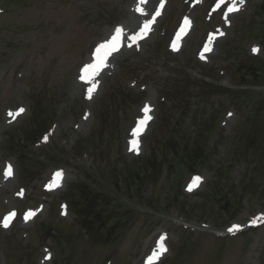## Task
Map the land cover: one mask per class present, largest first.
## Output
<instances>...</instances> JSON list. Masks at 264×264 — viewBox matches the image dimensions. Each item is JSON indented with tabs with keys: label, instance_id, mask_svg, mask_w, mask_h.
Returning a JSON list of instances; mask_svg holds the SVG:
<instances>
[{
	"label": "rangeland",
	"instance_id": "obj_1",
	"mask_svg": "<svg viewBox=\"0 0 264 264\" xmlns=\"http://www.w3.org/2000/svg\"><path fill=\"white\" fill-rule=\"evenodd\" d=\"M134 1L17 0L7 7L3 5L4 0H0V221L11 209H19L21 213L27 209L42 212L30 224L17 220L14 226L4 228L0 223V264H142L149 242L154 243L158 236L166 237L167 248L165 259L158 264H264V227L233 238L225 244L222 254L214 234L224 232L235 222L247 224L252 217L264 213V167L256 165L259 158L253 157V149L251 154L236 153L238 148L243 149L242 144L248 135H253L247 128L248 119H252L249 112L252 109L258 112L260 107H255L256 103L250 100L242 102L235 97L238 91L249 88L252 99H259L258 95L264 90L250 86L248 79H239L233 70L227 72L222 61V50L240 42L241 37L247 54L264 60V40L256 34L257 30L251 33L246 28H254L259 23L255 13L262 0L246 2L244 11L222 35L218 52L208 59H201V62L197 57L200 43L208 29L220 28L219 17L207 21L201 8L194 11V34L185 49L177 52L171 47L172 32L180 14L184 13L181 8L186 1L166 0V14L158 20L155 31L139 46L129 42L131 47H126L129 53L121 55L122 59L115 64L113 71L99 75L102 80L100 92L88 99L87 90L74 87L78 81L76 70L89 57L92 45L105 31L111 32L120 24L128 28L140 26L138 20L131 18L137 7ZM146 1L152 6L151 0ZM152 2L154 6L160 5V0ZM151 10L148 8V12ZM111 18L110 24H105ZM116 21L119 25L113 26L112 22ZM240 30L244 33L241 37ZM254 47L260 51L253 53ZM158 50H161L159 54ZM170 58L175 61L171 62ZM128 62L132 72L123 68ZM188 63L191 67L185 68ZM196 64L199 66L195 68ZM200 64L207 67L217 80L205 81L216 86L209 91H206L205 83L201 82L199 87L192 84L202 74ZM238 74L243 76L245 73L241 70ZM189 79L192 81L187 84ZM120 88L131 92L132 97L141 95L143 99L139 104L124 108L123 114L115 115L117 107L112 103L111 94ZM31 98L41 100L44 107L47 105L53 127L48 139L32 148L29 155L36 165L43 159L40 156L54 147L61 148L65 157L56 166H49L41 179L26 184L16 156H9L3 146L7 133L29 121ZM147 101L154 119L143 138V152L138 154L129 150V133L131 135L139 111ZM19 108L25 109L24 112L12 119L8 113ZM197 114L202 117L219 115L212 159L199 171L204 178L200 188L188 192L187 184L193 175L182 171L184 182L181 187L177 177L170 181L171 177L164 174L159 183L148 181L144 187L143 183L137 184L130 192L122 193L124 186L117 184L123 165L148 154L162 121L170 117L174 121L172 126L176 123L179 131L189 138L195 134ZM102 116L108 123L103 133L106 131L110 135H104L100 141V137L93 134ZM166 137L167 133H164L162 138ZM81 140H86L88 146L78 154L76 149L79 150L77 146ZM252 141L254 145L264 142V138L260 140L254 135ZM98 147H101L100 151ZM104 160L108 161L106 167L102 164ZM8 164L12 165L13 175L6 179L3 172ZM56 169L65 170L66 185L48 190L45 185ZM37 173L40 174V170H36ZM82 173H89L97 189L107 198V211L122 217L121 220L112 217L111 222L116 225L113 232L122 233L117 239L111 236L107 244L90 242L79 223L75 222L70 207L67 216L60 213V203L64 201L70 184L81 178ZM243 181L251 182L253 186L243 189ZM214 184L224 187L230 194L233 208L227 216L222 214L223 208L209 207L211 204L205 207V213L201 211L202 204H199L203 195L211 192ZM178 191L187 206L185 211H179L182 206L174 203ZM54 223H60L59 228L63 229L59 232L61 241L46 239L45 233L40 231L41 224L54 227ZM243 237L249 240V244ZM66 238L74 241L71 244ZM186 238L194 245L200 241L193 255L188 254L192 253L188 248L194 245L185 241ZM219 240L223 244L225 239ZM168 245H171V252ZM49 254L51 259H45ZM211 254L213 261L205 259Z\"/></svg>",
	"mask_w": 264,
	"mask_h": 264
},
{
	"label": "snow or ice",
	"instance_id": "obj_2",
	"mask_svg": "<svg viewBox=\"0 0 264 264\" xmlns=\"http://www.w3.org/2000/svg\"><path fill=\"white\" fill-rule=\"evenodd\" d=\"M144 0H141V3H143ZM223 2V0H221ZM164 0H161L160 6L163 7ZM244 3V0H232L230 6H228V10L226 13H224L225 22H227L228 19V13L236 12L239 10L238 4L242 5ZM217 8L220 7V4L217 3ZM137 11L143 13L142 8H137ZM159 10L156 11V15L158 16ZM155 20V16L152 17V19H146L143 23V25L139 28L138 32H135L132 34L129 39L132 42H138L139 40L143 39L147 34L151 31V26ZM191 25V21L188 17L184 18L183 23L180 25L179 31L176 33L175 40L172 41L171 47L173 50H178L180 46V41L183 35H185ZM218 35H224L222 31L217 29V32L208 34L207 41L203 44V48L200 51V58H205V53H208L212 50V44ZM124 36L123 28L120 26H117L114 30V33L112 34L111 38L104 40L103 42L99 43L95 47V51L92 53V61L90 63H86L83 65V67L80 69V75L79 80L83 81L86 85H90L87 88V98L91 99L93 92L96 90L98 82L95 80V77L99 75L102 69H104L107 66V60L108 58L116 51L119 50L121 45V40ZM131 47V44L128 45ZM253 53H257L260 51L258 48L252 49ZM24 112L23 108L17 109L15 112L10 111L8 115L15 119L17 116H19L21 113ZM144 116L140 118L137 121V126L132 131V137L133 139L130 141V151H139V142L138 137L145 129L148 122L152 119L150 113H151V107L149 105H145L143 108ZM231 115V114H229ZM48 139L47 136L44 137V140L46 141ZM4 177L7 179L8 177H11L13 175V168L11 164H8L7 167L4 169ZM202 177L199 175L193 176L190 180V182L187 185V191L191 192L195 188H197L200 183L202 182ZM63 180V170H58L53 174L52 179L49 181L48 184L45 185L46 189L52 190L54 188H57L61 185ZM23 194L22 192L20 193ZM64 207V206H62ZM36 215V211L28 210L26 211L23 216L24 220L27 221L28 219L34 217ZM16 216V212L12 211L9 212L6 216L3 217L2 223L4 228H8L9 224L11 223L12 219ZM261 220H264V215L253 217L249 223L255 225L259 223ZM241 228L240 224H233L231 227L227 229L228 232H234L239 231ZM166 237L161 236L160 239L156 242V247L152 250L151 255L147 257V264H154L155 261L159 259V257L167 251V248L165 246ZM45 259H51V255L45 257Z\"/></svg>",
	"mask_w": 264,
	"mask_h": 264
},
{
	"label": "bare ground",
	"instance_id": "obj_3",
	"mask_svg": "<svg viewBox=\"0 0 264 264\" xmlns=\"http://www.w3.org/2000/svg\"><path fill=\"white\" fill-rule=\"evenodd\" d=\"M231 2H232V0H223V2H221V0H187L186 3H185L186 5L185 6H182L181 10L184 12L183 15H185L187 11H192V10H195L197 8H200L201 5H205V7H203V8H205L207 10L208 14H211L212 15V14H216V13L223 12V18L221 19V22L223 24V27H225L230 21H232L239 14V12H237V14H232V15L228 14L227 22H225L224 13L227 12L228 6L231 4ZM135 3H140V4L134 9L133 14H132L133 17H131V18H132V20H136V21L138 20V23L140 24V23H143L146 19L149 18L148 15L143 14V13L137 11V8L138 7L139 8H143L144 3H146V2L141 3V0H135L134 1V4ZM217 3L220 4V7L219 8L216 7ZM152 5H154V2H152ZM153 9H154V12H155L156 11L155 7ZM143 12H145V11H143ZM183 18L184 17L180 18L179 21H178V25H177V28L178 29L180 28V25L183 23ZM155 26H156V24H155ZM189 36L185 39V42L186 41L188 42ZM106 39H108V38H103V39H101V41H104ZM206 41H207V37H205V42ZM94 46H93V48H94ZM74 87H76V88L77 87H80V88L83 89V83L80 80H78L76 82V85H74ZM145 105H149V104H145ZM144 106L139 111V119L144 116V113H143ZM142 134H143V132H142ZM142 134H140V135H142ZM140 135H139V137H140ZM139 137H138V140H139ZM154 248H155L154 246H151L149 248L151 253H152V250Z\"/></svg>",
	"mask_w": 264,
	"mask_h": 264
},
{
	"label": "trees",
	"instance_id": "obj_4",
	"mask_svg": "<svg viewBox=\"0 0 264 264\" xmlns=\"http://www.w3.org/2000/svg\"><path fill=\"white\" fill-rule=\"evenodd\" d=\"M203 137H207V133L202 132L201 133ZM205 135V136H204ZM186 146V145H185ZM208 146V142L201 138V136L198 138V140H195L194 146L190 147L189 149H186L185 147H182L181 145H175L171 148L170 153L173 155V150L175 153H179V155H174L177 159L180 160L182 163H186L188 165H191V163L195 162V159L198 158V155L202 153V149H205ZM188 150V151H186ZM164 156V154H162ZM166 156V155H165ZM164 156V157H165ZM163 157V160H165ZM149 160L152 162L153 158H149ZM201 161H204V157L201 158ZM156 163V161H155ZM88 187L86 185H75L73 188V195H76L77 199H81L82 195L86 196V188ZM89 227H95V225L90 224Z\"/></svg>",
	"mask_w": 264,
	"mask_h": 264
}]
</instances>
